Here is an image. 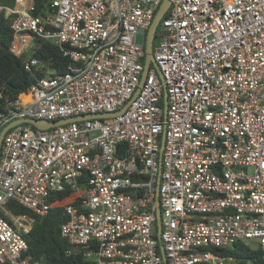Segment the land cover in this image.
<instances>
[{"label":"built area","instance_id":"obj_1","mask_svg":"<svg viewBox=\"0 0 264 264\" xmlns=\"http://www.w3.org/2000/svg\"><path fill=\"white\" fill-rule=\"evenodd\" d=\"M35 2L0 4L10 52L41 74L0 89V130L117 113L5 132L0 264H31L25 235L58 205L67 253L91 264H164L160 244L166 264H264V0H171L143 83L161 0H44L41 15ZM35 36L62 48L65 72L31 54ZM235 242H256L260 262L221 253Z\"/></svg>","mask_w":264,"mask_h":264},{"label":"trees","instance_id":"obj_2","mask_svg":"<svg viewBox=\"0 0 264 264\" xmlns=\"http://www.w3.org/2000/svg\"><path fill=\"white\" fill-rule=\"evenodd\" d=\"M44 0H36L34 14H44ZM14 0H0V4L12 6ZM9 18L0 16V89L8 96L14 97L22 91H26L40 73L24 69V57L15 56L10 52L9 46L12 39V31ZM159 25L153 41L159 36ZM46 62L56 73L65 72L69 59L63 55L62 48L51 41L34 37V47L31 53ZM152 66V65H151ZM69 191L59 192L51 199L58 197L63 199ZM6 208L14 214L26 212V209L13 201L6 203ZM66 219L63 206H52L43 218L37 219L25 238L28 243L27 255L31 264H91L89 259L78 253H67L69 243L60 233V226ZM156 236V234H155ZM221 253L230 254L241 260H254L260 262V250L257 246H244L235 242L231 247L221 249Z\"/></svg>","mask_w":264,"mask_h":264},{"label":"water","instance_id":"obj_3","mask_svg":"<svg viewBox=\"0 0 264 264\" xmlns=\"http://www.w3.org/2000/svg\"><path fill=\"white\" fill-rule=\"evenodd\" d=\"M170 3H171V0H161L159 6H158V8H157V10L153 16L152 22H151L149 28L147 29V31L145 33L144 44H143L144 45V52H145L144 67H143V72L141 75L140 83H143L145 76L147 74V71L151 65H154L155 67H157L156 62L154 61V58H153V53H152L153 39L155 36V32L157 30L158 24H159L161 18L163 17V15L165 14V12L167 11ZM164 97H165V95H164ZM165 108H166V104H165ZM123 109H125V106H123L119 111L121 112V111H123ZM116 113L117 112L102 113L99 115L98 114H91V115H85V116H79V117H73V118H65V119L57 120V121H46L44 119H36V118H24V119L15 120V121H12V122L6 124L0 130V146H1V141H2V138L5 134V132L9 128H11L12 126L19 124V123H22V122L30 123L31 125H33L34 127L38 128V129H45V128L56 126L59 124H64L67 121H69L70 119H79L82 117H89V118H91V117H105V116L114 115ZM157 187H158V181H157ZM155 201L157 203V205H156L157 225L160 226V209L158 207L157 195H156ZM158 238H160L159 235H158ZM252 244H253V246H257L256 242H253ZM160 250H161L162 258L164 260V264H166V259H165V256L163 253V248H162L161 244H160Z\"/></svg>","mask_w":264,"mask_h":264},{"label":"rangeland","instance_id":"obj_4","mask_svg":"<svg viewBox=\"0 0 264 264\" xmlns=\"http://www.w3.org/2000/svg\"><path fill=\"white\" fill-rule=\"evenodd\" d=\"M137 40H138L139 42H141V40H142V36H141L140 34L137 35ZM155 43H156V41L154 42V45H155ZM66 200H67V199H65L64 201H62V203L65 202ZM255 241H257V240H255Z\"/></svg>","mask_w":264,"mask_h":264},{"label":"bare ground","instance_id":"obj_5","mask_svg":"<svg viewBox=\"0 0 264 264\" xmlns=\"http://www.w3.org/2000/svg\"><path fill=\"white\" fill-rule=\"evenodd\" d=\"M22 97H23L24 101L28 100V97L26 95H23Z\"/></svg>","mask_w":264,"mask_h":264},{"label":"flooded vegetation","instance_id":"obj_6","mask_svg":"<svg viewBox=\"0 0 264 264\" xmlns=\"http://www.w3.org/2000/svg\"><path fill=\"white\" fill-rule=\"evenodd\" d=\"M153 44H154V41H153Z\"/></svg>","mask_w":264,"mask_h":264}]
</instances>
